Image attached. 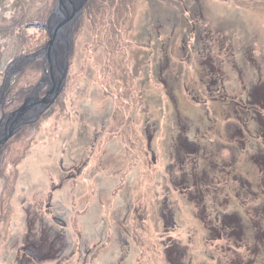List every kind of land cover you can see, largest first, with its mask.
<instances>
[{"label":"rangeland","instance_id":"1","mask_svg":"<svg viewBox=\"0 0 264 264\" xmlns=\"http://www.w3.org/2000/svg\"><path fill=\"white\" fill-rule=\"evenodd\" d=\"M56 2L0 0V85ZM68 61L0 148V264H165L163 241L181 264H264V0H87ZM44 66L13 73L0 114Z\"/></svg>","mask_w":264,"mask_h":264},{"label":"water","instance_id":"2","mask_svg":"<svg viewBox=\"0 0 264 264\" xmlns=\"http://www.w3.org/2000/svg\"><path fill=\"white\" fill-rule=\"evenodd\" d=\"M87 0H57L46 21L48 41L36 53L16 58L4 73L0 85V107L5 90L13 73L35 57H42L44 75L39 83L27 93L21 105L13 111L1 112L0 148L19 131L22 126L35 122L47 111L63 91L68 74V55L71 50L72 29ZM18 63H20L19 66ZM45 87L43 96L38 92Z\"/></svg>","mask_w":264,"mask_h":264},{"label":"trees","instance_id":"3","mask_svg":"<svg viewBox=\"0 0 264 264\" xmlns=\"http://www.w3.org/2000/svg\"><path fill=\"white\" fill-rule=\"evenodd\" d=\"M196 162V161H195ZM251 194H253V195H255V191H252L251 192ZM173 224V223H172ZM172 227H174V226H172ZM172 227H165V229L164 230H168V232H170V230L169 229H171ZM211 233H212V231H211ZM213 233H214V231H213ZM214 235V234H213ZM169 239H171L170 241H172L173 239H172V237L171 236H169ZM164 243V241L163 242H161V245H163L164 246V248H163V253H162V256H163V261H164V263L165 264H181L179 261H175V259L172 257V253H173V249H174V247L175 246H167V244H165V243H167L166 241H165V243ZM173 243V242H172ZM175 244V243H174ZM177 245V244H176ZM166 246V247H165Z\"/></svg>","mask_w":264,"mask_h":264},{"label":"flooded vegetation","instance_id":"4","mask_svg":"<svg viewBox=\"0 0 264 264\" xmlns=\"http://www.w3.org/2000/svg\"><path fill=\"white\" fill-rule=\"evenodd\" d=\"M260 163H261V162H260ZM165 218H166L165 214H164V213H161V219H165ZM169 223H170V222L165 221V222H164V225L161 224L162 228L165 229V227H172V225L169 226ZM163 244H164V243H163ZM162 246H163V245H162ZM23 251H24L25 253H27V251H26L25 248L23 249ZM43 252H44V248L42 247V245H41V244H37V245L35 246V248H34L31 252H28L27 254H29L32 258L37 259V258L39 257V255H41V257L44 258V257H43ZM44 254H45V256H46V252H44Z\"/></svg>","mask_w":264,"mask_h":264}]
</instances>
